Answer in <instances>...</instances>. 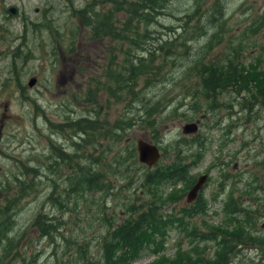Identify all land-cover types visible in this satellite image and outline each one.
<instances>
[{"label": "rangeland", "instance_id": "obj_1", "mask_svg": "<svg viewBox=\"0 0 264 264\" xmlns=\"http://www.w3.org/2000/svg\"><path fill=\"white\" fill-rule=\"evenodd\" d=\"M84 4L85 0H0V183H4L8 175L20 173L22 167L38 169L29 196L19 202L12 212L15 223L6 235L10 243L15 245L10 248L4 236L0 241V264H83V247L79 251L76 244L82 246L85 242L90 245L86 256L100 259L102 244L100 245L101 240H98L97 235L103 234L105 230L101 228L99 232L95 224L99 192L88 193L75 203L79 195L72 192L67 195L60 193L63 189L61 186L68 182L65 172L67 176L71 175V164L68 169L64 164L57 166L59 169L54 175L60 188L54 194L57 196L60 193L61 202H66L69 206V210L60 213L52 204H48V195L56 183L49 172L42 171V161L49 152L53 153L51 148L54 144L60 147L55 153L73 150L68 127L71 121L79 117H83V120L96 119L94 135L100 133L102 137V128L110 130L118 118L136 117V108L131 104L133 99L145 102V107L148 108L151 102L147 99L155 101V96L162 100L154 113L159 118L160 137L157 144L151 139L152 131L142 128L140 123L126 132L120 141L110 134L104 141L100 137L98 142L94 140L95 136H91L90 140L94 143L85 147V154L93 155L92 159H103L101 155L106 151V166L110 165L106 167L108 183L115 182L121 189L111 190L113 196L107 197L110 199H106L105 207L107 214H113L116 218L114 225H119L128 215L124 206L150 201L148 188L143 183L145 177L169 165L175 160V153H179L185 161L194 159L192 155L195 152L201 153V159L190 167V174L196 176L195 180L206 176L198 197L188 202L184 195L174 205L168 203L164 207L158 206L157 213L163 219L171 211L177 217L174 226L166 228L165 236L157 238V242H161L159 249L163 252L153 254L145 250L131 264H153L162 254L168 260H173L177 253L190 252L192 247L202 250L206 248L211 256L216 249V241L201 242L197 233L186 236L182 228L175 227L183 218L179 209H195L194 202L199 198L203 213L191 218L198 234H207L206 226L221 225L224 220L222 200L230 194V189L220 193V184L225 182L221 181V176L225 174L228 176L226 182H234L236 185L242 181L252 182L254 177H264V107H255L251 112L241 111V107L236 105L239 99L235 101L232 93L226 92L222 93V98L219 96L218 107L215 108L217 112L206 111L207 105L203 103L200 82L194 73H189L186 69L192 66L191 60L197 54L203 56L206 62L224 59L232 51L227 47L233 46L235 50L239 43L236 40L240 36H244L240 44L243 46V57L250 58L258 49L261 51L264 48V23L260 25L262 28L256 27V24L264 17V0H170L169 6L164 10L165 15L158 19L157 25L176 28L178 35L182 30L177 27L187 22L185 16L194 15L193 20H200L201 34L195 30L194 23H189L191 32L195 31L197 35L193 36V42L186 45L187 50L182 47L176 51L178 58L173 61L177 68L174 69L175 66L169 63L170 67L162 70L166 61L161 63L156 57L154 65L162 66L156 80L149 84L143 79L139 80V87L131 97L127 94H120L118 97L114 86L111 88L112 92L106 89L109 85L105 78L107 64L113 59L115 70L118 64H122V45L116 40L89 39L77 14ZM10 6L17 8L16 16L6 13ZM159 27L154 25L148 31L152 33L150 38L154 41L144 40L142 45L157 47V39H161L157 33L165 31ZM111 44L113 58H109ZM95 77L100 78L105 90L102 92L103 88H99L96 99L92 101ZM32 79H35V83L30 86ZM187 89L191 92L192 100L185 95L188 93ZM181 104L183 105L180 106ZM195 104L200 106L198 118L205 116V119L199 122V130L195 136L186 135L182 133V126L191 121L182 120L181 115L186 114L183 113L185 111H191ZM189 115L194 120L195 115ZM219 120L222 122L221 126L211 128ZM202 134L207 139L199 150L194 141ZM139 139L157 146L159 161L152 167L144 166L138 160V153L133 158L127 148L126 167L117 168L113 164L115 154L126 146L136 148ZM55 162L57 160L54 159V164H59ZM82 162H85L83 158ZM97 169L102 170L104 166ZM30 171L28 170V179L32 176ZM130 178L134 180L130 181ZM50 181L53 186L46 184ZM128 181L134 183L128 186ZM257 183L260 186L254 190L245 183L238 185L240 191L237 190V194H241L245 206L253 202L264 204V178ZM156 187L157 196L162 198L175 189H184L181 184L174 186L161 183ZM101 194L104 196L103 192ZM5 195L0 193L2 204L5 202ZM72 207L73 211L70 210ZM37 213H44L56 227L47 238H40V232L33 224ZM256 222L257 229L253 234L261 238L263 243L257 247L242 246L231 258L230 264H264V221L257 219ZM94 236L97 239H93Z\"/></svg>", "mask_w": 264, "mask_h": 264}, {"label": "trees", "instance_id": "obj_2", "mask_svg": "<svg viewBox=\"0 0 264 264\" xmlns=\"http://www.w3.org/2000/svg\"><path fill=\"white\" fill-rule=\"evenodd\" d=\"M169 2L170 0H85L83 9L77 12V14L81 26H83L88 33L89 39L99 40L105 38L111 42L116 40L122 45L120 46V53L124 55L122 64H118L116 70L114 69L115 63L113 59H110V62L107 64L105 78L108 80H106V82L109 83L106 87L109 92H112L111 88L114 86L115 90H117L118 97L120 94H127L129 97L133 96L135 94V89L139 87V80L143 79L147 84H149V82L153 83L156 80V76H158L162 68L161 65H154L156 57H158L157 59L160 60L161 63H165L163 61H166L162 70L166 69L167 66L170 67L169 63L175 66L173 60L178 58L176 51L179 49L181 50L182 47L186 49V45L193 42V36L197 35V32H191L189 25L194 23L195 30H201L200 20H193L194 15L190 16L188 14L185 16L187 22L177 27L182 30V33L178 35L176 34V28L157 25L158 19L165 15L164 10L169 6ZM263 23L264 17L262 20L260 19V21H258L256 27ZM154 25L156 27L160 26V30L165 29V31L163 30L164 32L157 33L161 36V39H157V47L149 48L142 45V43L144 40L154 41V39L150 38L152 33L148 32ZM260 28L262 27L260 26ZM199 33L201 34V31ZM172 36L174 38H171ZM243 37L244 36H240V38L236 40V43H239L236 45L235 50L233 46L227 47L232 49V51L228 53L224 59L216 62H206L203 56L197 54V56L191 60L192 66L190 65L191 67L186 69L189 73H194L200 82L203 103L207 105L206 111L213 113L217 112L215 108L218 107L219 96L222 98V93L226 92H231L235 101L239 99L236 101V105L241 107V111L247 110L251 112L255 107H264V48H262L261 51L258 49L256 54L253 53L250 55V58L243 57V46H240L242 41L241 38ZM210 40L212 41V39ZM179 43H181L182 46L179 47ZM217 43H220V41ZM230 44L233 43L230 41ZM110 47L109 58L113 56L112 44ZM132 53L133 56H131ZM135 54L137 55L136 57ZM248 59L251 61L249 62ZM176 68L175 66L174 69ZM93 79L96 80V82L92 101L96 99L99 88H103L102 92L105 90V86L100 78L95 77ZM187 91L188 93L185 94L187 95L186 97H190L192 100L191 92L189 89H187ZM106 93L108 94L107 91ZM117 94H115L114 97H116ZM155 98V101L152 100V98L147 99L151 102L148 108L145 107V102L133 99L131 104L136 108V117L118 118L113 122L110 130L102 128V137L100 133L97 136L94 135L96 132L94 130V126L97 122L96 119L87 118V120H83V117H79L71 121L68 127L71 131L70 139L72 141L73 150L71 152L66 151V153L64 150L55 153L59 151L60 147L54 144L51 149H53V153L55 154L49 152L47 156H44L45 161L43 160L41 165L42 171L46 170L49 172L53 182L56 183L52 188L51 194L48 195V204H52V207L58 209L60 213L69 210L67 203L61 202L62 196L60 193H66L65 195H67L72 192L79 195L80 197L75 199L76 203L77 200L83 199L85 197L84 195L88 193L94 194L99 192V196H97L99 200L96 201L98 206L95 224H97L96 229L99 232L101 228L105 230L103 234L97 235L98 240H101L100 245L102 244L100 248L101 257L100 259H93L92 257L86 256L90 248L88 242H85L82 246L76 244L79 251L83 247V264H131L145 250L151 251L153 254H159L162 250L159 249L161 242H157V238L165 236L166 228L174 226L177 217L176 213L171 211L167 214L166 218L163 219V217L157 213L158 206L164 207L167 206L168 203H173L174 205V203L180 201L181 197L186 195L187 191L192 189L197 182V180H195L196 176L190 174V167L196 165L195 163L201 159L202 154L195 152L192 155L194 159L185 161L186 159L184 157H181L179 153H175V160L169 165L150 173L144 178L143 183L144 186L148 188L147 193L151 196L149 199L150 201L144 200L138 204H129L127 207L124 206L125 213L128 215L119 225H114L116 218L113 214H107L105 204L106 201L110 199V197H107L113 196L111 192L112 189L119 191L121 186L118 187L119 185L117 186L115 182L108 183L106 167L110 165L106 166L105 161H107V157H104L106 151L104 150V154L101 155L103 159H92V157L94 158L93 155L85 154V147L94 143V141L90 140L91 136H95L94 140L98 142L100 137L102 141H104L108 137L107 135L110 134L111 136L118 137V141H120L126 132L140 123L142 128H147L152 131L153 137L151 139L157 144V141H159L158 138L160 137L158 129L159 118H157V114L154 113L160 107V102H162V100L160 99L161 97L155 96ZM119 102L122 101L120 100ZM182 105L183 104L180 106ZM199 108V104H195L192 106L193 111L183 112L186 114L181 115L182 120L200 122L205 119V116H200V118H198L200 114L198 111L200 110ZM229 108L231 107L229 106ZM196 111L198 113H196ZM189 114L195 115L194 120L193 116ZM216 124L217 125L214 126L212 125L213 127L211 126V128L220 127L222 124L221 120ZM227 129L229 130V127H227ZM206 139L207 136L204 134L196 137L194 142L199 150L203 147L202 144H205ZM127 148L134 156L133 158H135V153H137L136 148L126 146L120 153L115 154L113 164L117 168L122 166L126 167L127 159H125V156L127 155ZM81 155H83V157H81ZM82 158L85 162H82ZM54 159L55 161L57 160L55 163L59 162V164H54ZM62 164L67 166V169L71 164L70 168L72 171L70 177L67 176L65 172V179L68 180V182H66L65 186H61L63 189L55 196V194H57L55 191L60 187L55 180L56 176L54 174H56L57 169H59L57 166ZM102 165L104 169L98 170L97 168ZM20 170V173L8 175L4 183H0V193L6 194L3 204V201L0 200V241L3 236L7 239L8 235L6 234L12 230L15 223V216L12 218V212L14 208L18 206L19 202L29 196V191L34 185L33 181H35V174H37L36 172L38 171L37 168L28 167H22ZM28 170H31L29 173L32 175L31 179L27 177ZM132 179L133 178H130V181ZM260 179L259 177H254L252 182L250 181L248 183L247 181H242L236 185L234 182H226L228 176H225V174L221 176V181L225 182L224 184H220V193L224 192L226 189H230V194L222 200L224 220L221 225L209 224L206 226L205 231H207V234H198L199 231L191 218V216H200V214L203 213L199 198L194 202L193 207H196L195 209L183 207L179 209L180 214L183 215L181 217L183 218L180 220L181 223L177 224L175 227L182 228L186 236L187 234L188 236H193L194 233H197L201 242L216 241L214 242L216 249L211 256L206 248L202 250L199 247H192L190 252H183L182 254L177 253L173 260H168L163 254L159 255L160 259L156 260L153 264H230L231 258L242 246H260L263 240L256 237L253 233L257 229L256 220L262 219L264 221V204L253 202L245 206L243 197H241L240 193L237 194L239 184L245 183L247 186H250L251 190H254L259 188L260 185L257 182ZM130 181H128V186L134 183ZM48 183L53 186L51 181L46 182V184ZM161 183L174 186L181 184L184 189H175L168 195L166 194L167 196L165 198H162L161 196H157L156 193V186ZM32 192L33 191H31V193ZM101 192H103L104 196ZM9 207L11 208L10 210ZM261 209H263L262 213ZM70 210L73 211L74 207L70 208ZM47 217L48 216H45L44 213H37L34 216L36 219H34L33 224L35 223L34 225L37 226L40 232V238H47L49 233L56 229V227L49 222L50 220H48ZM4 218H6V220ZM55 219L58 220L59 223H62L59 219ZM92 229L95 228L92 227ZM186 230L189 232L187 233ZM97 236H94L93 239H97ZM62 239L64 240L65 238L63 237ZM7 240L10 248L15 245L10 243V239ZM55 247L57 248L56 245Z\"/></svg>", "mask_w": 264, "mask_h": 264}, {"label": "water", "instance_id": "obj_3", "mask_svg": "<svg viewBox=\"0 0 264 264\" xmlns=\"http://www.w3.org/2000/svg\"><path fill=\"white\" fill-rule=\"evenodd\" d=\"M8 13L16 16L17 9L15 7H10L7 10ZM35 83V79H32L29 82V85L32 86ZM198 130V122H189L182 126V133L186 135L194 134ZM136 150L138 153V160L141 164H144L147 167H152L160 159V153L156 145L150 144L146 140L139 139L136 142ZM205 177H200L193 188L187 193L186 200L188 202L195 200L198 192L200 191L202 184L205 182Z\"/></svg>", "mask_w": 264, "mask_h": 264}, {"label": "flooded vegetation", "instance_id": "obj_4", "mask_svg": "<svg viewBox=\"0 0 264 264\" xmlns=\"http://www.w3.org/2000/svg\"><path fill=\"white\" fill-rule=\"evenodd\" d=\"M196 134H197V133H196ZM196 134H195V135H196ZM195 135H194V136H195ZM197 197H198V196H197Z\"/></svg>", "mask_w": 264, "mask_h": 264}]
</instances>
